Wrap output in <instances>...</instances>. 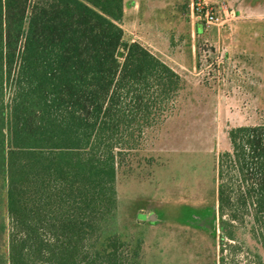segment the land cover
I'll return each mask as SVG.
<instances>
[{
	"label": "trees",
	"instance_id": "trees-1",
	"mask_svg": "<svg viewBox=\"0 0 264 264\" xmlns=\"http://www.w3.org/2000/svg\"><path fill=\"white\" fill-rule=\"evenodd\" d=\"M122 17L121 0H0L4 264H142V237L113 228L117 168L172 113L181 80L124 40ZM227 138L217 264H264V124Z\"/></svg>",
	"mask_w": 264,
	"mask_h": 264
},
{
	"label": "rangeland",
	"instance_id": "rangeland-1",
	"mask_svg": "<svg viewBox=\"0 0 264 264\" xmlns=\"http://www.w3.org/2000/svg\"><path fill=\"white\" fill-rule=\"evenodd\" d=\"M121 2L124 40L149 49L181 82L172 113L117 168L113 228L142 237V264H217L218 154L229 149L231 128L264 124V0H204L217 17L211 25L192 17L191 0ZM4 224L1 192L0 264Z\"/></svg>",
	"mask_w": 264,
	"mask_h": 264
},
{
	"label": "built area",
	"instance_id": "built-area-1",
	"mask_svg": "<svg viewBox=\"0 0 264 264\" xmlns=\"http://www.w3.org/2000/svg\"><path fill=\"white\" fill-rule=\"evenodd\" d=\"M190 11L192 17H195L196 20H202L206 25L214 24L217 20L204 0H191Z\"/></svg>",
	"mask_w": 264,
	"mask_h": 264
}]
</instances>
